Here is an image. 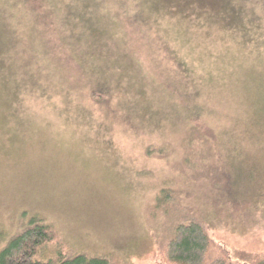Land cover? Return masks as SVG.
Returning a JSON list of instances; mask_svg holds the SVG:
<instances>
[{
    "label": "rangeland",
    "instance_id": "1",
    "mask_svg": "<svg viewBox=\"0 0 264 264\" xmlns=\"http://www.w3.org/2000/svg\"><path fill=\"white\" fill-rule=\"evenodd\" d=\"M33 215L114 264L188 217L264 264V0H0V249Z\"/></svg>",
    "mask_w": 264,
    "mask_h": 264
},
{
    "label": "trees",
    "instance_id": "2",
    "mask_svg": "<svg viewBox=\"0 0 264 264\" xmlns=\"http://www.w3.org/2000/svg\"><path fill=\"white\" fill-rule=\"evenodd\" d=\"M174 196L175 191L163 189L155 208L166 207ZM25 224L0 249V264H114L110 256L71 254L54 228L38 216L28 218ZM161 253L167 264H230L226 250L210 236L204 223L189 217L174 225L161 244ZM248 259L250 253L244 260Z\"/></svg>",
    "mask_w": 264,
    "mask_h": 264
}]
</instances>
